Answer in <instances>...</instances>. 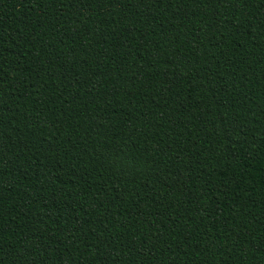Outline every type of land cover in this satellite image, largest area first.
Instances as JSON below:
<instances>
[{"label":"trees","instance_id":"obj_1","mask_svg":"<svg viewBox=\"0 0 264 264\" xmlns=\"http://www.w3.org/2000/svg\"><path fill=\"white\" fill-rule=\"evenodd\" d=\"M0 264H264V0H0Z\"/></svg>","mask_w":264,"mask_h":264}]
</instances>
